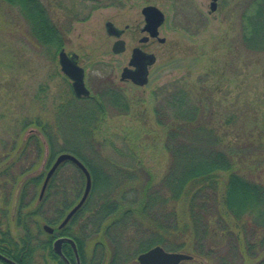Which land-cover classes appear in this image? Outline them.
Listing matches in <instances>:
<instances>
[{
	"label": "rangeland",
	"instance_id": "1",
	"mask_svg": "<svg viewBox=\"0 0 264 264\" xmlns=\"http://www.w3.org/2000/svg\"><path fill=\"white\" fill-rule=\"evenodd\" d=\"M251 1L219 0L218 10L212 13L210 0H129L120 7H97L90 13L87 8L85 17L73 20L70 27L59 22L63 46L67 53L80 56L79 65L85 69V84L92 97H97L100 90L111 88L131 104L129 113L107 110L108 116L97 131L106 157L126 167L139 168L142 164L160 179L168 166L169 155L164 149L165 133L155 122L154 110L161 105L164 92L184 87L202 107L213 110L217 122L224 121L236 109L241 117L239 124L220 125V130L226 135L228 146L236 144L237 133L241 135L246 157L239 167L248 180L264 185V52L248 49L243 41V15L251 10ZM42 2L56 21L61 15L57 0ZM146 2L166 11L167 21L160 29V38L166 42L151 41L143 45L146 52L155 54L156 62L149 68V83L140 87L122 82L121 72L129 66L133 47H141L139 39L145 33L132 29L126 37L125 52L116 54L112 51L116 39L106 33L105 22L112 21L120 28L133 24L140 29L144 25L141 8ZM30 27L17 8L0 1V216L5 217L6 223L11 222L16 235H20V230L13 211L24 185L44 175L40 185H31L26 191V210H35L51 168L50 149L37 123H46L51 133L57 130L58 106L74 95L71 81L59 66V51L40 45ZM73 172L69 165L62 166L53 175L55 185L71 187ZM227 176L222 174V181ZM61 196L54 195L58 199ZM51 202L48 208L53 205ZM185 209L181 202L178 210L182 227L188 223ZM45 210L49 211L46 217L54 218L52 209ZM24 218L29 220V225L37 220ZM72 230L80 232L76 226ZM101 240L87 241V250L92 252ZM183 240L189 247L181 253L189 254L190 235L186 233ZM133 246L124 244L121 248L129 260L137 249ZM105 249L99 246L94 254L100 264L103 260L109 264L114 255ZM38 256L43 261L45 253ZM237 263L241 264L238 258ZM245 264L252 261L246 259Z\"/></svg>",
	"mask_w": 264,
	"mask_h": 264
},
{
	"label": "trees",
	"instance_id": "2",
	"mask_svg": "<svg viewBox=\"0 0 264 264\" xmlns=\"http://www.w3.org/2000/svg\"><path fill=\"white\" fill-rule=\"evenodd\" d=\"M0 1L20 11L40 45L60 51L64 37L61 24L53 21L46 5L39 0ZM250 5L252 11L243 15V41L248 49L264 52V0H253ZM97 7L92 5L90 9ZM72 14L73 20L85 17L82 13ZM70 22L65 24L70 27ZM99 92L97 97L72 95L65 99L56 111L59 119L53 133L46 123H37L50 149L49 166L58 155L67 152L90 172L92 190L88 200L62 230L77 240L84 264H100L94 256L99 246L114 254L109 264H127L154 246L181 252L189 247L183 240L186 233L190 235L189 254L193 260L182 264H238L237 258L241 264L246 259L252 264H264V185L248 180L239 167L246 157L241 135L237 133L236 144L228 146L226 135L220 130V125L239 124L241 117L236 109L224 121L217 122L213 110L202 107L187 88L164 92L154 113L155 122L165 133L164 149L169 160L163 176L157 180L142 164L139 168L126 167L104 155L97 131L108 116L107 110L129 113L131 104L117 90L107 88ZM40 141L37 143L41 147ZM65 164L74 171L71 187H58L55 176L52 177L38 208L26 210L27 188L37 187L43 181L44 175H38L24 185L20 201L14 207L16 224L20 226L19 244L15 245L20 249L17 254L20 264H31L34 253H45V260L63 264L52 251L53 237L43 231V225L57 226L78 203L86 183L82 170L69 161L57 169ZM222 174L228 175L225 182ZM55 189L58 191L53 192ZM57 194L63 197L55 198ZM50 200L53 205L48 208ZM181 202L186 205L188 216L183 227L178 210ZM45 208L54 211V218L46 217L49 211ZM24 217H35L36 223L29 225ZM75 226L80 230L78 234L72 230ZM94 238L102 240L90 252L85 244ZM6 241L13 246L8 232ZM132 243L137 249L129 260L121 251L124 244L134 247ZM63 251L67 257L73 256L68 246Z\"/></svg>",
	"mask_w": 264,
	"mask_h": 264
},
{
	"label": "water",
	"instance_id": "3",
	"mask_svg": "<svg viewBox=\"0 0 264 264\" xmlns=\"http://www.w3.org/2000/svg\"><path fill=\"white\" fill-rule=\"evenodd\" d=\"M218 1L219 0H211L210 10L212 13L218 9ZM144 14L146 16V21L148 22L147 28L151 32V37H157L158 41H160L161 43L166 42L165 38L159 37L158 30V28L162 26L165 21L163 12L151 6L150 8L145 9ZM106 30L110 36H114L116 38L121 37V32L117 30L113 22H107ZM144 39L146 40L147 38ZM124 50L125 42L123 40H117L113 46V52L116 54H121ZM133 52L134 53L132 60L130 61V65L124 67L121 72V81H130L133 84L145 87V85L149 83V67L153 66L156 62V56L155 54H147L145 52L142 53L139 49H134ZM77 59L78 55L74 54L72 57H70L63 49L59 54V65L61 66V70L64 75L71 80L75 95L79 98H82L83 96L91 97L90 90L85 84V69L78 65ZM67 161L73 163L76 167L82 170L86 178V183L84 187L85 190L82 197L80 198V201L70 209L68 215L59 225L60 229L65 227L69 223L70 219L79 212L80 208L88 200V196L90 195L92 190V178L88 168H86L84 164L78 158H75L72 154L64 153L56 157V161L46 174L45 182L41 188L40 199L44 196L50 179L58 170L57 168ZM43 230L51 234L55 232L54 228L51 225H45L43 227ZM64 243L71 244L73 251H75V256L77 257V259H79V251H77L75 241L66 236L60 237L54 241L53 251L60 258L64 259L65 262L70 264L62 251V246ZM0 258L8 263L16 264L2 255H0ZM137 258L138 264H181L184 261H191L193 259V256L185 252H170L167 251L164 247L154 246L152 249L140 254Z\"/></svg>",
	"mask_w": 264,
	"mask_h": 264
},
{
	"label": "flooded vegetation",
	"instance_id": "4",
	"mask_svg": "<svg viewBox=\"0 0 264 264\" xmlns=\"http://www.w3.org/2000/svg\"><path fill=\"white\" fill-rule=\"evenodd\" d=\"M42 4H43V2H42V0H39ZM127 1H129V0H79V2L78 1H76V0H57V4H59V7H61L60 8V16H59V18L56 20V21H54L55 23H59V22H62V23H67V22H69V20H71V22L73 21V18H72V13L73 12H75L76 14H80V13H82V14H85V12H86V9L85 8H83L82 10L79 8L80 6H82V7H86V8H88L89 9V12L88 13H90L93 9H90V6H92V5H96V6H98V8L99 7H107V6H109L110 7V5L111 6H115V7H120V6H122L125 2H127ZM150 1V0H149ZM211 1V0H210ZM155 7V8H157L158 10H160V11H162L163 12V14H164V23L162 24V26H164L165 25V23H166V17H167V13H166V11L164 10V9H160L155 3H153V2H151V3H149V2H146L145 3V5L144 6H142V8H141V11H142V16H143V21H144V25L142 26V28H140V29H137L136 27H133L134 25L133 24H125L124 25V27H119V26H117L114 22V25H115V27L117 28V30L118 31H120L121 32V37L120 38H116V37H114V36H112V37H114L116 40H115V42L117 41V40H123L124 42H125V50H126V48H127V42H126V37H127V35L130 33V31H132V29L134 30V31H141V32H143V33H145V35L144 36H142V38H140L139 39V42H140V44H141V47L140 46H135V47H133V49H132V52H133V50L134 49H139L142 53L143 52H145V53H147V54H152V53H149V52H146L142 47H143V45H145V44H147V43H149V42H151V41H158V38L157 37H151V32H150V30L147 28V26H148V22L146 21V16H145V14H144V11H145V9L146 8H150V7ZM218 7V6H217ZM219 8V7H218ZM218 10V9H217ZM216 10V11H217ZM107 22H112V21H106L105 23L107 24ZM106 24H105V30H106ZM162 26H160L159 28H158V30H159V37H160V32H161V28H162ZM106 33H107V30H106ZM109 35V34H108ZM110 36V35H109ZM111 37V36H110ZM144 38H147L146 40L144 39ZM115 42H114V44H115ZM160 42V41H159ZM161 43V42H160ZM114 46V45H113ZM65 50V47L63 46L61 49H60V51L61 50ZM125 50L123 51V52H125ZM60 51H59V53H58V56H59V54H60ZM112 51H113V47H112ZM65 52H66V50H65ZM134 53V52H133ZM66 54L67 55H69L70 57H72L75 53H73V52H71V53H67L66 52ZM122 54V53H121ZM77 55V54H76ZM132 57H133V54H132ZM132 60V58L130 59V61ZM79 61H80V56L78 55V59H77V63H78V65H79ZM130 61H129V65H130ZM60 66V65H59ZM71 86H72V83H71ZM44 197H45V195L40 199L39 198V201L40 200H43L44 199ZM68 213L69 212H67L65 215H64V217H63V219H65V217L68 215ZM75 216V215H74ZM74 216L70 219V221H69V223L72 221V219L74 218ZM12 219H16V218H12ZM18 219V218H17ZM63 219L61 220V222H59V224L57 225V226H54V225H52V224H44L43 225V227L45 226V225H51L53 228H54V233H47L48 235L50 234L52 237H53V240H52V251H53V244H54V241L56 240V239H58V238H60V237H64V236H66V237H72V238H74L72 235H68V234H63L62 233V230L63 229H66V227L69 225V223L65 226V227H63V228H59V225L63 222ZM14 221V220H13ZM12 225H11V222H8V223H6L5 222V217H2V216H0V255H2V256H4V257H6L7 259H9V260H11V261H13L14 263H16V264H20L21 262H19V260L17 259V257H18V255L17 254H19V250L20 249H17L16 248V244H19V240H18V236H20V235H16V234H14L13 233V230H12ZM16 227L18 228V229H20V226H18V224H16ZM7 232H8V234H9V236H10V238L13 240V246L10 244L11 243V241H6V234H7ZM64 246H68L70 249H71V251L73 252V256L71 257V258H69V257H67L66 256V254H65V252L63 251L64 250ZM62 251H63V253H64V255H65V257H66V259L68 260V262H70V264H84V262L82 261V258H81V256H80V251L79 250H77V251H79V259H77V257L75 256V251H73V249H72V246H71V244H68V243H64L63 244V246H62ZM54 252V251H53ZM55 253V252H54ZM56 254V253H55ZM17 255V256H16ZM57 255V254H56ZM58 256V255H57ZM42 256H38V254L37 253H34V255L31 257V264H52V262H45V258H44V260L43 261H40L39 259L41 258ZM59 257V256H58ZM59 261L60 262H63V264H68L67 262H65L64 261V259H62V258H60L59 257ZM0 264H11V263H8V262H6L5 260H3V259H1L0 258Z\"/></svg>",
	"mask_w": 264,
	"mask_h": 264
},
{
	"label": "bare ground",
	"instance_id": "5",
	"mask_svg": "<svg viewBox=\"0 0 264 264\" xmlns=\"http://www.w3.org/2000/svg\"><path fill=\"white\" fill-rule=\"evenodd\" d=\"M69 238H71V239H73V241H75V243H76V247H77V250H78V243H77V240H75V238H72L71 236H70Z\"/></svg>",
	"mask_w": 264,
	"mask_h": 264
}]
</instances>
